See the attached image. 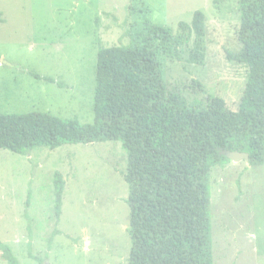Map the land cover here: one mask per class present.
<instances>
[{
  "label": "rangeland",
  "instance_id": "obj_1",
  "mask_svg": "<svg viewBox=\"0 0 264 264\" xmlns=\"http://www.w3.org/2000/svg\"><path fill=\"white\" fill-rule=\"evenodd\" d=\"M197 10L201 62L190 59L192 39L177 56L154 41L166 87L190 107L219 97L237 110L247 77L229 57L241 48L239 0H0V114L92 123L98 50L140 46L152 24L174 34ZM126 169L120 140L0 148V241L18 264H129ZM55 172L64 179L59 214ZM209 181L213 263L264 264V163L224 160ZM0 264H8L1 251Z\"/></svg>",
  "mask_w": 264,
  "mask_h": 264
},
{
  "label": "trees",
  "instance_id": "obj_2",
  "mask_svg": "<svg viewBox=\"0 0 264 264\" xmlns=\"http://www.w3.org/2000/svg\"><path fill=\"white\" fill-rule=\"evenodd\" d=\"M239 9L241 48L229 57L246 66L247 77L237 110L219 97H209L204 108L190 107L166 87L154 41L177 56L192 39L190 59L201 62L205 14L197 10L174 34L152 24L140 46L98 50L92 123L39 111L0 114V148L16 153L37 145L121 141L127 153L129 264H214L210 170L229 160L222 150L247 152L250 165L264 163V0H239ZM53 183L59 214V172ZM0 251L8 264H18L1 241Z\"/></svg>",
  "mask_w": 264,
  "mask_h": 264
},
{
  "label": "water",
  "instance_id": "obj_3",
  "mask_svg": "<svg viewBox=\"0 0 264 264\" xmlns=\"http://www.w3.org/2000/svg\"><path fill=\"white\" fill-rule=\"evenodd\" d=\"M220 153L224 154L230 160H234V161L246 160V161H249V154L245 151L222 150Z\"/></svg>",
  "mask_w": 264,
  "mask_h": 264
}]
</instances>
